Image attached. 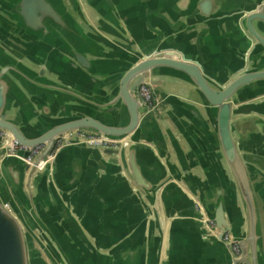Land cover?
<instances>
[{"label":"water","instance_id":"1","mask_svg":"<svg viewBox=\"0 0 264 264\" xmlns=\"http://www.w3.org/2000/svg\"><path fill=\"white\" fill-rule=\"evenodd\" d=\"M211 1L204 0L206 10ZM85 4L107 21L89 18ZM102 13L90 0H0V131L28 148L21 156L44 146L34 164L0 149V171L35 207L37 181L46 177L53 183L56 158L65 148L82 145L111 153L74 137L55 150L60 136L87 131L114 140L128 138L130 145L114 155L155 203L172 177L159 174L146 181L136 155L139 142L153 141L161 153L162 142L166 152L168 142L181 154L184 150L173 132L155 130L144 116L138 88L147 85L159 103H172L229 172V187L221 194L203 182L198 191L191 190L199 200L197 218L205 237L223 245L231 264H264V0L224 17L222 26L233 33L243 63L219 78L201 58L179 47L136 42L135 31L121 26L118 11ZM15 158L25 166H16ZM29 210L0 194V264H116L111 253L99 251L79 259L63 238L41 226L34 208ZM67 219L78 231L69 215ZM208 221L214 222L213 229L207 228ZM225 233L240 246V254L232 253ZM158 262L157 254L148 264Z\"/></svg>","mask_w":264,"mask_h":264},{"label":"crops","instance_id":"2","mask_svg":"<svg viewBox=\"0 0 264 264\" xmlns=\"http://www.w3.org/2000/svg\"><path fill=\"white\" fill-rule=\"evenodd\" d=\"M90 1L98 4L104 15L118 11L121 26L135 31L136 42L179 47L201 58L208 71L219 78L243 63L238 43L232 42L233 33H228L222 22L232 11L256 0H213L208 3L209 10L204 0H163L170 6L162 0ZM84 8L92 20L107 21L87 4ZM220 18L221 25L217 21ZM170 103H160L158 112L148 111L144 105V116L155 130L163 127V133L167 129L173 132L183 154L169 142L168 152L164 142L163 153L158 152L150 140H141L136 153L146 181H154L159 174L172 177L167 178L169 186L163 185L155 203L122 169L120 157L114 155L118 150L108 148L111 153H105L82 145L69 146L58 154L53 183L44 176L37 181L35 207L3 170L0 194L6 202H15L29 212L34 208L41 226L55 238H63L82 260L99 251L111 253L116 264H148L157 254L158 264H231L223 245L205 237L197 218L199 200L191 192L198 191L203 182L208 190L221 194L229 187V172L220 164L219 155L210 151L200 133L186 125ZM15 159L16 166H25Z\"/></svg>","mask_w":264,"mask_h":264},{"label":"built area","instance_id":"3","mask_svg":"<svg viewBox=\"0 0 264 264\" xmlns=\"http://www.w3.org/2000/svg\"><path fill=\"white\" fill-rule=\"evenodd\" d=\"M139 96L143 102V104L147 107L148 111L158 112L160 109V103L153 94L151 88L147 85H141L138 88ZM74 137L79 141H83L88 145L100 147V148H112L115 150H120L123 147H128L130 145V141L128 138L121 140H114L107 138L102 135H98L95 133L87 132V131H71L63 136H60L57 139V144L55 150L61 147L67 138ZM0 149H5L6 155L8 156H17L20 157L24 162L28 164H34L35 159L41 154L44 149L43 145L36 146L30 150L28 156L24 157L20 155V151L24 149H28L27 147L16 142L8 132L1 130L0 131ZM52 158V155L47 156L45 159L40 161L37 164V168H43L44 165ZM214 222L208 221L206 226L208 229L214 228ZM223 240L226 243H230V250L234 255L240 254V246L237 243L231 242V237L229 233H225Z\"/></svg>","mask_w":264,"mask_h":264}]
</instances>
